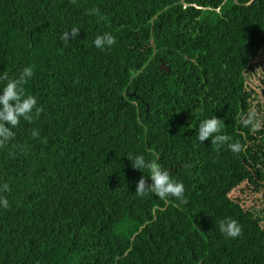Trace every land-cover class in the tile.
Returning a JSON list of instances; mask_svg holds the SVG:
<instances>
[{
    "label": "trees",
    "instance_id": "16d2710c",
    "mask_svg": "<svg viewBox=\"0 0 264 264\" xmlns=\"http://www.w3.org/2000/svg\"><path fill=\"white\" fill-rule=\"evenodd\" d=\"M104 32L116 43L97 49ZM262 57L264 0H0V75L31 66L23 87L43 108L0 148V264H264L262 214L229 197L264 188V119L241 123ZM212 116L240 153L198 141ZM136 155L170 169L187 204L135 195L149 175ZM226 218L242 235L219 231Z\"/></svg>",
    "mask_w": 264,
    "mask_h": 264
},
{
    "label": "clouds",
    "instance_id": "9594fccd",
    "mask_svg": "<svg viewBox=\"0 0 264 264\" xmlns=\"http://www.w3.org/2000/svg\"><path fill=\"white\" fill-rule=\"evenodd\" d=\"M89 15H99V9L93 8L89 10ZM80 29L78 27L71 28L70 31L64 32L61 39L69 41L76 39ZM116 43L115 37L104 32L95 36L93 44L97 49L110 48ZM34 75L33 68L26 66L22 69L19 76L10 78L7 73L0 75V82H5L0 89V148L5 147L10 141L15 138V133L12 129L19 126L21 118L32 122L33 110L37 114L43 111L42 107L37 106L35 96L25 92L24 85ZM241 123L244 127H251L253 131L261 127L260 121L257 119L254 110L249 111L246 115L241 116ZM222 120L215 116L202 119L199 121L197 128V139L200 143L211 140V145L217 148L227 143L229 150L233 153H240L243 146L239 141L229 142L227 135L221 134ZM32 137L37 138L39 131L32 130ZM131 162V166L136 170L146 169L149 173L148 178L144 175L140 177L135 187V195L145 196L148 193H154L161 200L169 197L187 204L184 196V185L171 179L169 170L164 169L158 158L156 160L146 161L143 155L130 156L127 158ZM148 180L151 183H148ZM4 192L9 191L8 184H4L2 189ZM0 207L7 209L9 203L6 197L0 195ZM194 227H196L193 224ZM219 231L228 238H237L242 235V228L238 222L231 218H226L219 221ZM197 228V227H196ZM198 229V228H197Z\"/></svg>",
    "mask_w": 264,
    "mask_h": 264
},
{
    "label": "rangeland",
    "instance_id": "374dc122",
    "mask_svg": "<svg viewBox=\"0 0 264 264\" xmlns=\"http://www.w3.org/2000/svg\"><path fill=\"white\" fill-rule=\"evenodd\" d=\"M261 62L263 68L260 66ZM254 63L256 66L247 74V86L252 91V110L261 123L264 119V57L257 58ZM229 197L237 201L244 210H255L262 214L261 225L264 227V188L257 191L256 187L244 182L232 190Z\"/></svg>",
    "mask_w": 264,
    "mask_h": 264
},
{
    "label": "water",
    "instance_id": "95a60500",
    "mask_svg": "<svg viewBox=\"0 0 264 264\" xmlns=\"http://www.w3.org/2000/svg\"><path fill=\"white\" fill-rule=\"evenodd\" d=\"M159 70L162 72V74L168 73L169 72V68L168 66H166L165 62H161L159 65ZM176 169L174 168L173 171H175ZM170 171V169H169Z\"/></svg>",
    "mask_w": 264,
    "mask_h": 264
}]
</instances>
